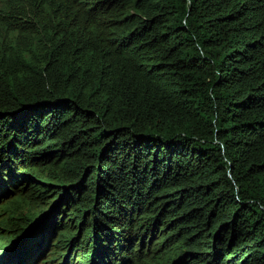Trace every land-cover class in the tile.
<instances>
[{"label": "trees", "instance_id": "1", "mask_svg": "<svg viewBox=\"0 0 264 264\" xmlns=\"http://www.w3.org/2000/svg\"><path fill=\"white\" fill-rule=\"evenodd\" d=\"M0 192L3 264H264V0H0Z\"/></svg>", "mask_w": 264, "mask_h": 264}, {"label": "clouds", "instance_id": "2", "mask_svg": "<svg viewBox=\"0 0 264 264\" xmlns=\"http://www.w3.org/2000/svg\"><path fill=\"white\" fill-rule=\"evenodd\" d=\"M0 194H2L1 192H0ZM62 230L61 229H58V230H56V233H55V235H54V237H53V240H52V242H51V246L49 247V249L50 248H52V251H53V249L55 248V246L56 247H59L58 245V243H61V245H62V241L60 240V238H59V235H61L62 233ZM79 231H80V233H79V236H80V238H81V236H83L82 235V231L79 229ZM57 232H60L58 235H57ZM22 234H23V232H22ZM34 234V233H33ZM32 234V235H33ZM32 235H31V237H32ZM20 236H21V234L18 236V237H16V239H19L20 238ZM30 237V238H31ZM56 238V239H55ZM79 238V237H78ZM79 238V239H80ZM29 239V236H25L24 237V239L23 240H17V242H14V241H12L11 243H14V244H10V245H4V249H6L4 252H1L0 251V256H1V258H0V264H3L7 259H9V258H13V257H16V258H20L22 255H23V253L25 252V250H26V247H24V245H25V242H26V240H28ZM78 239V240H79ZM13 240V239H12ZM42 240V239H41ZM43 241V240H42ZM41 241V242H42ZM44 243V242H43ZM89 243V242H88ZM38 245V244H37ZM14 248L15 249V251H13V252H11L9 255V257L8 258H5V254H6V251H8V253L10 252V248ZM82 247H84V246H81V248ZM93 247V244H92V242H91V248ZM42 249L43 248H40V249H37L39 252L40 251H42ZM48 249V250H49ZM51 251V252H52ZM50 252V253H51ZM49 253V254H50ZM49 254H47V252H46V256H48L47 258H45V257H40L39 259H37V260H34V261H32L31 263H29V264H37V262L38 261H40L41 259H44L40 264H43V262L44 261H46V260H49ZM27 258V257H26ZM72 258H77V260H78V257L76 256V254L74 255V256H72V257H69L68 258V260H67V263L66 264H70V259H72ZM74 259H73V261H74ZM29 260V259H28ZM11 261V260H10ZM27 261V260H26ZM63 262H61V263H64V259L62 260ZM24 259H19L18 261H17V264H24ZM73 264V263H72Z\"/></svg>", "mask_w": 264, "mask_h": 264}, {"label": "rangeland", "instance_id": "3", "mask_svg": "<svg viewBox=\"0 0 264 264\" xmlns=\"http://www.w3.org/2000/svg\"><path fill=\"white\" fill-rule=\"evenodd\" d=\"M17 196V193H15V194H10V195H5V194H0V199H1V201H0V207L2 206V205H5V204H8L9 203V201L10 200H12L13 198H15ZM53 199V196H51V198H50V200H52ZM56 203V202H55ZM41 206H46V204H42V205H40V207ZM64 206V207H63ZM62 206V209L63 208H65V206L66 205H63ZM13 208H14V206L12 205L9 209H11V211H13ZM35 208H38L37 206L35 207ZM39 210V209H38ZM9 212H10V210H8V211H6L5 212V216H7L8 214H9ZM66 220V219H65ZM44 219H40V220H37L36 222H33L31 225H30V227H27L25 230H24V232H23V234L20 236V238L19 239H17V240H23L24 239V237L27 235V236H29V238L31 237V235L34 233V232H36L37 230H38V228L39 227H42L43 225H44ZM11 222H13V221H11ZM14 223V222H13ZM34 224V225H33ZM33 226V227H32ZM36 228V229H35ZM58 230V229H57ZM61 232V231H60ZM60 232H57V235L60 233ZM4 235H7V233H3ZM84 234V232L82 233V235ZM41 238H43V237H41ZM44 239V238H43ZM56 239V238H55ZM73 241V240H72ZM156 241H157V239H155L152 243H151V245L152 244H154V243H156ZM44 241H42V242H40V243H38V245H37V249H40V248H43V246H44V243H43ZM79 242V241H78ZM14 244V243H13ZM60 247V246H59ZM84 247H86V245L84 246ZM55 248H56V246H55ZM11 250H10V252L8 253V251H6V254H5V258H8L10 255V253L11 252H13V251H15V249L14 248H10ZM81 249V248H80ZM52 251V248H50L49 250H47V254H49L50 252ZM48 256H45V258H47ZM0 258H1V256H0ZM44 258V259H45ZM44 259H41L40 261H38L37 262V264H40ZM79 259L77 260V258H75L74 259V261H73V264H80L79 263ZM61 262V260H59V263ZM63 262V261H62Z\"/></svg>", "mask_w": 264, "mask_h": 264}, {"label": "flooded vegetation", "instance_id": "4", "mask_svg": "<svg viewBox=\"0 0 264 264\" xmlns=\"http://www.w3.org/2000/svg\"><path fill=\"white\" fill-rule=\"evenodd\" d=\"M79 237H80V236H79ZM78 241H79V242H77V244H78L79 246H85V245H86V247H88V245L91 244V242L85 244V243H84V240H83V237H81ZM83 243H84V244H83Z\"/></svg>", "mask_w": 264, "mask_h": 264}, {"label": "water", "instance_id": "5", "mask_svg": "<svg viewBox=\"0 0 264 264\" xmlns=\"http://www.w3.org/2000/svg\"><path fill=\"white\" fill-rule=\"evenodd\" d=\"M79 233H80V231H79ZM156 238H154V240H155ZM152 243V242H151Z\"/></svg>", "mask_w": 264, "mask_h": 264}]
</instances>
